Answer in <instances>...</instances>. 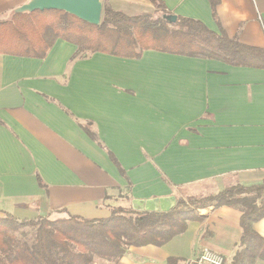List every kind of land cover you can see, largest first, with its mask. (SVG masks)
Segmentation results:
<instances>
[{
    "label": "crops",
    "instance_id": "crops-1",
    "mask_svg": "<svg viewBox=\"0 0 264 264\" xmlns=\"http://www.w3.org/2000/svg\"><path fill=\"white\" fill-rule=\"evenodd\" d=\"M28 1L0 0V15ZM102 1L129 15L156 9L150 0ZM162 1L219 31L209 0ZM217 13L229 36L264 47V0H220ZM262 181L264 68L151 49L140 59L82 56L63 39L43 58L0 54V216L106 218L120 205L163 211L177 194ZM200 213L202 221L161 246H132L115 263L94 264H169L171 256L185 264L205 248L230 262L241 210ZM255 229L264 236V218Z\"/></svg>",
    "mask_w": 264,
    "mask_h": 264
},
{
    "label": "trees",
    "instance_id": "trees-1",
    "mask_svg": "<svg viewBox=\"0 0 264 264\" xmlns=\"http://www.w3.org/2000/svg\"><path fill=\"white\" fill-rule=\"evenodd\" d=\"M153 13L129 15L103 3L101 22L93 24L60 9L25 12L15 10L0 19V54L45 57L58 39L77 46L80 55L102 52L140 59L145 50L214 58L235 66L264 68V47L242 43L221 25L217 13L220 0H209L219 31L201 20L177 16L162 0H150ZM86 52V53H85ZM113 160L115 155L109 151ZM130 197V196H129ZM131 198V197H130ZM233 206L241 210V238L227 264H256L264 260V236L255 223L264 218V181L245 185L229 183L205 195L177 194L176 205L168 211L137 210L114 206L106 218L50 215L18 219L4 211L0 216V264H94L95 258L111 263L130 247L161 246L186 231L189 221H202L200 209ZM169 257V264H180Z\"/></svg>",
    "mask_w": 264,
    "mask_h": 264
},
{
    "label": "water",
    "instance_id": "water-1",
    "mask_svg": "<svg viewBox=\"0 0 264 264\" xmlns=\"http://www.w3.org/2000/svg\"><path fill=\"white\" fill-rule=\"evenodd\" d=\"M36 9H60L72 13L79 18L88 21L93 24H99L101 22L103 13V1L102 0H29L28 2L20 5L15 9L16 12L34 11ZM164 18L169 22H176L177 15L174 13L165 14ZM176 200L173 205H176ZM173 206L163 209L168 211ZM142 209V208H141ZM146 210L157 211L150 209Z\"/></svg>",
    "mask_w": 264,
    "mask_h": 264
},
{
    "label": "built area",
    "instance_id": "built-area-1",
    "mask_svg": "<svg viewBox=\"0 0 264 264\" xmlns=\"http://www.w3.org/2000/svg\"><path fill=\"white\" fill-rule=\"evenodd\" d=\"M185 264H227L226 257L212 249L205 248L195 258L187 259Z\"/></svg>",
    "mask_w": 264,
    "mask_h": 264
},
{
    "label": "rangeland",
    "instance_id": "rangeland-1",
    "mask_svg": "<svg viewBox=\"0 0 264 264\" xmlns=\"http://www.w3.org/2000/svg\"><path fill=\"white\" fill-rule=\"evenodd\" d=\"M105 1H106V0H105ZM15 9H16V8H14L13 11H14ZM10 13H11V12H10ZM10 13H9V12H5V13L1 14V15H0V19L7 18V17L9 16ZM77 53L80 54L78 50H77ZM85 53H86V52H85ZM207 194H209V193H207ZM184 196H186V195H184Z\"/></svg>",
    "mask_w": 264,
    "mask_h": 264
}]
</instances>
